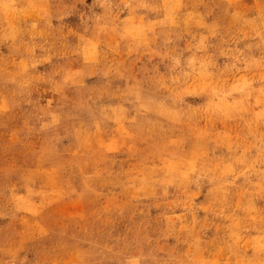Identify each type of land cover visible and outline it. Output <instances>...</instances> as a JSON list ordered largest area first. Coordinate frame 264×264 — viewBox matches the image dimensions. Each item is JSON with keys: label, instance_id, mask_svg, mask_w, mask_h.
<instances>
[{"label": "rangeland", "instance_id": "rangeland-1", "mask_svg": "<svg viewBox=\"0 0 264 264\" xmlns=\"http://www.w3.org/2000/svg\"><path fill=\"white\" fill-rule=\"evenodd\" d=\"M0 264H264V0H0Z\"/></svg>", "mask_w": 264, "mask_h": 264}]
</instances>
